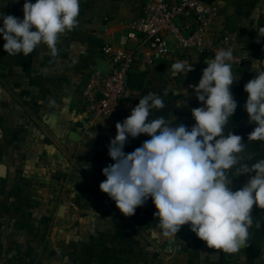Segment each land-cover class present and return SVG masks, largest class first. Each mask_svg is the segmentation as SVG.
I'll list each match as a JSON object with an SVG mask.
<instances>
[{
	"label": "crops",
	"instance_id": "crops-1",
	"mask_svg": "<svg viewBox=\"0 0 264 264\" xmlns=\"http://www.w3.org/2000/svg\"><path fill=\"white\" fill-rule=\"evenodd\" d=\"M24 2L0 0V16L22 20ZM142 8L143 0H80L78 24L59 37L55 52L42 44L28 56H10L0 34V162L8 166L0 178V264H229L189 225L166 237L158 218L124 216L90 171L97 154L108 151L116 123L146 92L129 88L114 115L89 127L81 88L94 67L107 64L103 47H118ZM136 45L132 39L127 47ZM178 60L194 65L191 73L207 67L193 50L160 57L139 67L145 86L174 76ZM150 138L129 136L124 148L130 153ZM254 174L233 170L230 187L240 189ZM153 208L145 203L140 210ZM248 231L236 260L264 264V208L253 206Z\"/></svg>",
	"mask_w": 264,
	"mask_h": 264
},
{
	"label": "clouds",
	"instance_id": "clouds-1",
	"mask_svg": "<svg viewBox=\"0 0 264 264\" xmlns=\"http://www.w3.org/2000/svg\"><path fill=\"white\" fill-rule=\"evenodd\" d=\"M79 11L80 0H25L22 20L0 16L4 51L10 56H28L44 44L55 52L59 37L77 26ZM232 60L231 50L217 51L214 59L206 60L198 84L192 85L202 106L191 110L195 124L190 130L162 116L150 119L152 109L164 108V102L156 93L142 96L131 114L115 125L116 136L108 146L115 163L102 169L106 179L99 185L124 216L134 215L151 198L164 236H175L189 225L209 248L225 253H235L246 244L253 206L264 208V159L251 166L240 163L253 159L241 155L245 151L242 136L231 131L224 134L237 108L231 92L236 80ZM262 63L264 59L253 63L257 75L244 85L248 93L244 107L249 122L256 125L248 134L250 141H264ZM191 70L186 60H178L170 71L180 76ZM141 134L151 138L125 153L129 136ZM233 170L237 176L255 174L233 191Z\"/></svg>",
	"mask_w": 264,
	"mask_h": 264
},
{
	"label": "built area",
	"instance_id": "built-area-1",
	"mask_svg": "<svg viewBox=\"0 0 264 264\" xmlns=\"http://www.w3.org/2000/svg\"><path fill=\"white\" fill-rule=\"evenodd\" d=\"M228 14L231 13L221 11L218 0H143L141 14L130 22V30L120 37L118 47L112 44L103 47L106 72L94 67L82 85L89 127L99 118L117 112L129 89V72L140 71V66L151 65L160 57L193 50L206 62L214 59L217 51L231 50L232 69L240 68L244 54L239 45V31L225 29ZM242 24L241 18V28ZM132 39L137 40V45L130 49L127 46ZM195 68L192 65V70Z\"/></svg>",
	"mask_w": 264,
	"mask_h": 264
},
{
	"label": "rangeland",
	"instance_id": "rangeland-1",
	"mask_svg": "<svg viewBox=\"0 0 264 264\" xmlns=\"http://www.w3.org/2000/svg\"><path fill=\"white\" fill-rule=\"evenodd\" d=\"M218 4L223 13L239 16L243 21L239 33L240 39H238L241 51L244 54V63L240 68L233 70L236 80L231 85V92L237 101V108L229 119L224 134L227 135L231 131L233 134L242 136L245 151L241 155L246 158L252 156L253 159H244L240 163L251 166L256 161L264 159V141L248 140V134L256 125L249 122L248 114L244 107L248 96V93L244 90V85L257 75L253 69V63L264 59V0H218ZM260 67L264 68V63ZM201 76L202 71L187 72L184 75L172 76L168 79L162 78L143 87L141 91L146 92L145 95L156 93L161 97L165 105L162 109H152L149 118L155 119L162 116L166 120H171L173 124L182 123L190 130L195 124L191 110L202 106V102L197 99L192 85L198 84ZM184 90H187V95ZM139 99L136 100V105L139 103ZM141 135L145 138L146 134ZM136 148L138 146L131 147L130 151L132 152ZM123 150L125 153H129L127 148ZM112 163H115V161L111 159L106 150L97 154L94 160H92L89 168L91 167L90 171L94 172L97 176L99 185L106 179L102 174V169ZM237 167H239V164ZM146 206H154L155 210L143 211L138 207L132 218L138 220L141 215H145L148 220L156 218L154 213L157 209L151 198L146 201Z\"/></svg>",
	"mask_w": 264,
	"mask_h": 264
},
{
	"label": "water",
	"instance_id": "water-1",
	"mask_svg": "<svg viewBox=\"0 0 264 264\" xmlns=\"http://www.w3.org/2000/svg\"><path fill=\"white\" fill-rule=\"evenodd\" d=\"M224 26L225 29L229 32H238L241 29V18L233 14H228L225 17ZM107 68H108V64L101 63L97 69L102 72H106ZM145 84H146L145 72L142 71L129 72L127 77V86L129 88L141 90L145 86ZM7 171H8V166L0 162V178L6 177ZM244 247L245 245L242 246L240 249H243ZM235 253H226V261H228L229 264H242L241 262L236 260Z\"/></svg>",
	"mask_w": 264,
	"mask_h": 264
}]
</instances>
